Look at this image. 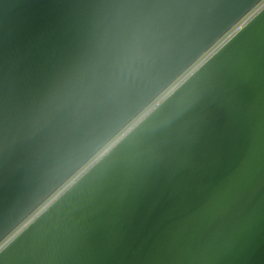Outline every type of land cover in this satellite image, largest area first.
<instances>
[{
	"label": "water",
	"instance_id": "95a60500",
	"mask_svg": "<svg viewBox=\"0 0 264 264\" xmlns=\"http://www.w3.org/2000/svg\"><path fill=\"white\" fill-rule=\"evenodd\" d=\"M259 1L0 0V241ZM0 264H264V9Z\"/></svg>",
	"mask_w": 264,
	"mask_h": 264
},
{
	"label": "built area",
	"instance_id": "2783aa9c",
	"mask_svg": "<svg viewBox=\"0 0 264 264\" xmlns=\"http://www.w3.org/2000/svg\"><path fill=\"white\" fill-rule=\"evenodd\" d=\"M262 9L264 0H260L231 28H229L218 40H216L205 52H203L190 66L177 76L164 90H162L135 118L123 127L111 140L99 149L88 161H86L74 174H72L59 188L47 197L35 208L20 224L9 232L0 241V251L28 227L45 209L80 179L94 164L104 157L122 138H124L138 123L150 114L158 105L180 87L196 70L208 61L220 48H222L234 35H236L249 21H251Z\"/></svg>",
	"mask_w": 264,
	"mask_h": 264
}]
</instances>
